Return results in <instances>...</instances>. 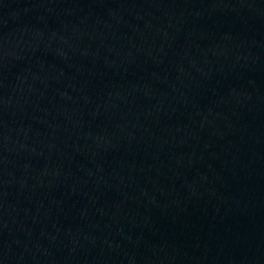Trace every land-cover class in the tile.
I'll return each mask as SVG.
<instances>
[{"label": "water", "instance_id": "1", "mask_svg": "<svg viewBox=\"0 0 264 264\" xmlns=\"http://www.w3.org/2000/svg\"><path fill=\"white\" fill-rule=\"evenodd\" d=\"M0 264H264V0H0Z\"/></svg>", "mask_w": 264, "mask_h": 264}]
</instances>
